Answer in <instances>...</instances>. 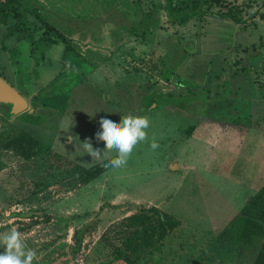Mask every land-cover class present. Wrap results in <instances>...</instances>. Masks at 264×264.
<instances>
[{
    "label": "rangeland",
    "instance_id": "374dc122",
    "mask_svg": "<svg viewBox=\"0 0 264 264\" xmlns=\"http://www.w3.org/2000/svg\"><path fill=\"white\" fill-rule=\"evenodd\" d=\"M172 4L203 13L181 24L166 0H20L0 24V76L28 101L17 115L0 102V232L16 228L33 264L253 263L260 231L234 219L264 186V0ZM39 20L66 45L41 39ZM128 114L150 120L148 139L95 173L115 152L91 161L82 143L103 150L99 120ZM20 132L49 152L19 154ZM163 214L175 226L154 242L144 229Z\"/></svg>",
    "mask_w": 264,
    "mask_h": 264
},
{
    "label": "trees",
    "instance_id": "16d2710c",
    "mask_svg": "<svg viewBox=\"0 0 264 264\" xmlns=\"http://www.w3.org/2000/svg\"><path fill=\"white\" fill-rule=\"evenodd\" d=\"M19 1L20 0H0V24H5L7 22L9 17L12 15V10L15 9V5L18 4ZM166 9L170 17L174 21H177L181 24L186 23L189 18L195 15L196 13H203V11L200 12L198 10H194L182 15L177 14L172 4V0H166ZM204 11L207 12L210 10ZM39 24L40 26L38 27L39 30L41 29V39L50 41L51 43L60 41L64 43V45H66V39L62 34L56 32L50 25L46 24L41 20H39ZM8 145H11L15 151L25 156L26 158L31 157L33 155H37L39 153H47L50 150L48 146L44 145L41 141L26 132H20L17 136H15L9 141ZM103 168L105 167L102 166V163H99L92 167V171L97 173ZM163 215L165 217L164 219L159 216L158 221L155 225L151 227H145L144 229V231H147L149 229L150 236L154 239V242H158L159 240H161L164 235H166L175 226V222L172 220V218H170V216H168L167 214ZM239 215L240 216L236 217L234 220L244 218V220H246L249 225L258 228V230L260 231L258 235L262 236V241L255 253L252 264H264V186L255 196L250 198L248 204L244 207V209ZM234 222L232 221V225L234 224ZM90 224L91 222H87L84 225L83 229H86ZM232 228L233 227L229 228L227 230V233L230 232ZM82 232L83 230L76 229L73 233V238L75 241V245L72 248L73 252H77L79 250L81 244L80 234H82ZM241 249L242 248L239 247L237 248V252L239 254H241L242 252ZM126 264H134V260L126 258Z\"/></svg>",
    "mask_w": 264,
    "mask_h": 264
},
{
    "label": "clouds",
    "instance_id": "9594fccd",
    "mask_svg": "<svg viewBox=\"0 0 264 264\" xmlns=\"http://www.w3.org/2000/svg\"><path fill=\"white\" fill-rule=\"evenodd\" d=\"M150 126V120L146 116L124 115L119 123L110 118L99 120V130L95 133L97 142L104 143L103 150L94 149L90 141H84L82 147L91 161H102L104 150L115 152L114 157H107V162L102 166L110 168H122L127 164L134 148L148 139L146 129ZM150 147L155 150L159 147L153 138ZM0 247L4 251L0 253V264H33L37 260V253L28 248L22 234L16 229L0 232Z\"/></svg>",
    "mask_w": 264,
    "mask_h": 264
},
{
    "label": "water",
    "instance_id": "95a60500",
    "mask_svg": "<svg viewBox=\"0 0 264 264\" xmlns=\"http://www.w3.org/2000/svg\"><path fill=\"white\" fill-rule=\"evenodd\" d=\"M0 102L11 105V113L19 114L28 108L27 99L0 76Z\"/></svg>",
    "mask_w": 264,
    "mask_h": 264
},
{
    "label": "crops",
    "instance_id": "0c3cea01",
    "mask_svg": "<svg viewBox=\"0 0 264 264\" xmlns=\"http://www.w3.org/2000/svg\"><path fill=\"white\" fill-rule=\"evenodd\" d=\"M28 109V108H27ZM24 112V111H23ZM23 112H21V113H23ZM17 115V114H16ZM261 149H262V151H264V147L263 146H261ZM259 163H261V164H259V165H261V166H263L264 167V160L262 161V162H259ZM260 166V167H261Z\"/></svg>",
    "mask_w": 264,
    "mask_h": 264
}]
</instances>
